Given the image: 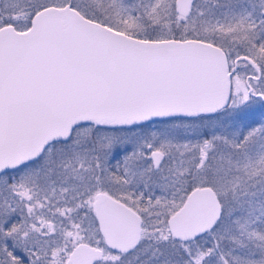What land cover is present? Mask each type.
I'll list each match as a JSON object with an SVG mask.
<instances>
[{
  "label": "snow or ice",
  "instance_id": "snow-or-ice-1",
  "mask_svg": "<svg viewBox=\"0 0 264 264\" xmlns=\"http://www.w3.org/2000/svg\"><path fill=\"white\" fill-rule=\"evenodd\" d=\"M0 264H264V0H0Z\"/></svg>",
  "mask_w": 264,
  "mask_h": 264
}]
</instances>
